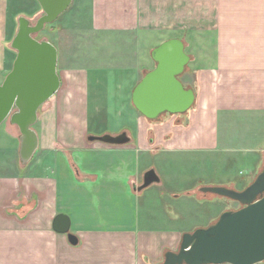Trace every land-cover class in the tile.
<instances>
[{"label": "crops", "instance_id": "obj_1", "mask_svg": "<svg viewBox=\"0 0 264 264\" xmlns=\"http://www.w3.org/2000/svg\"><path fill=\"white\" fill-rule=\"evenodd\" d=\"M79 7L100 37L95 47L109 43L101 56L118 89L105 87L111 74L85 68L96 51L58 55L60 87L38 110L34 165L0 174V264H161L167 250H178L182 233L218 217L178 226L181 205L224 203L198 197L204 184H197L170 193L172 217L165 207L156 212L150 187L138 189L151 160L225 152L264 165V0H82ZM20 8L0 0L3 78L15 58L10 22ZM171 37L191 50L192 83L182 82L193 88L194 104L184 115L149 120L131 93L155 65L151 49ZM121 132L128 143L87 139ZM59 213L68 216L75 243L53 229Z\"/></svg>", "mask_w": 264, "mask_h": 264}, {"label": "water", "instance_id": "obj_2", "mask_svg": "<svg viewBox=\"0 0 264 264\" xmlns=\"http://www.w3.org/2000/svg\"><path fill=\"white\" fill-rule=\"evenodd\" d=\"M42 15L31 24L19 16L10 47L16 51L11 69L0 81V124L9 119L19 130V159L24 165L38 147L33 129L38 109L60 87L57 71L58 50L35 34L53 23L68 9L72 0H36ZM185 44L178 37L160 42L150 51L155 65L134 86L131 101L145 118L157 120L162 114H184L194 104L195 92L186 87L179 76L190 62ZM90 141L120 145L130 141L126 132L117 135H89ZM160 181L150 168L143 174L141 190ZM198 191L238 202L241 207L222 211L207 226L182 233L178 250H167L161 264H259L264 262V165L254 179L242 189L203 185ZM55 231L66 233L70 242L76 238L69 232L70 220L57 214L52 223Z\"/></svg>", "mask_w": 264, "mask_h": 264}, {"label": "rangeland", "instance_id": "obj_3", "mask_svg": "<svg viewBox=\"0 0 264 264\" xmlns=\"http://www.w3.org/2000/svg\"><path fill=\"white\" fill-rule=\"evenodd\" d=\"M81 3L82 0H72L68 9L64 11L56 21L45 25L43 30L34 35L37 39H46L51 43L53 42L60 57H62L64 53H85L89 51H96L97 55L100 54L101 56L104 52L109 51V43L104 44L102 47L100 46V49L95 47L98 43H101V40L98 35L92 32L88 21H86V13L84 14L81 12L79 7ZM16 4L21 6V8L15 15L11 16V38H13L17 30V19L19 16H25L30 20L31 24H34L42 15L41 7L36 4L34 0H16ZM184 50L188 54L191 53L189 47L185 46ZM12 55L15 57V50H13ZM100 56L98 55L96 59L88 61L84 66L90 71V73L101 72L103 75L109 74L108 76L110 77V74L112 75L111 71H113L112 68H108L110 61L104 60L103 57ZM189 64L186 65L185 70L181 75V80L184 78L187 85L192 83V76L187 75L191 73ZM2 79L3 77H0V81H2ZM113 79L114 81L110 78L108 84H105V87L107 86L109 90L116 91L118 89L116 84L118 77L114 75ZM113 101L117 104L116 99H113ZM42 106L38 109L39 111L42 109ZM110 108L112 110L114 107ZM108 123L110 122L107 121L106 124ZM34 128L38 129L36 123L33 125V129ZM18 137L19 130L17 126L11 124L8 118L0 124L1 175L18 174L20 169L25 166V164L23 165L19 159ZM36 155L37 153L33 155L28 164L29 166L27 165V167H30L31 163L33 164L31 161L35 159ZM247 157L249 162H246V157L243 158L241 155L229 157L225 155V152H217L214 153V155L203 153L200 157H192L185 154L175 155V158L172 157L171 160L167 159L165 164L157 162L156 160H151V163L153 164L151 168L155 170L160 178L159 182L152 183L148 186L150 187V195H152L151 201H155L152 203V207L156 212L160 211L159 208L165 207V211L170 217H172L175 209L172 208L173 204L170 201L172 199L170 197L171 192L181 194L182 192L189 191L197 184L208 186L222 185L235 189L244 188L243 186L249 184L263 166L256 163L257 160H255V156ZM254 166L255 168H253ZM226 176L228 177V181L224 179ZM141 179L142 177L140 176L139 180ZM231 183L232 185L230 186ZM195 194L198 197L205 196L208 199L216 198L224 203V205L216 201H213L212 204L197 202L198 204L188 203L181 205L183 209L182 211L184 212V218L175 223L178 226L204 223L210 217L213 218L217 214L219 216V214L226 209L234 210L241 207L238 202L224 197H219L213 194H204L198 190ZM157 196H160L163 199L159 202ZM222 208L223 210H221ZM172 224L173 223H170V225ZM158 225H161V222L156 221L155 226Z\"/></svg>", "mask_w": 264, "mask_h": 264}, {"label": "trees", "instance_id": "obj_4", "mask_svg": "<svg viewBox=\"0 0 264 264\" xmlns=\"http://www.w3.org/2000/svg\"><path fill=\"white\" fill-rule=\"evenodd\" d=\"M60 16V15H59ZM182 75V74H181ZM181 75L179 76V78L181 79ZM185 85V84H184ZM186 87H188L187 85H185ZM30 162V161H29ZM29 162L28 163H26V164H29ZM25 164V165H26ZM250 181V180H249ZM245 186H246V184H245ZM245 186H243V187H245Z\"/></svg>", "mask_w": 264, "mask_h": 264}]
</instances>
